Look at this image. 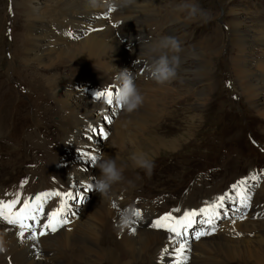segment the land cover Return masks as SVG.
Instances as JSON below:
<instances>
[{"label":"rangeland","instance_id":"1","mask_svg":"<svg viewBox=\"0 0 264 264\" xmlns=\"http://www.w3.org/2000/svg\"><path fill=\"white\" fill-rule=\"evenodd\" d=\"M16 1L0 0V115L7 113L4 119L10 128L5 130V135L0 134V197L6 202L13 197V205L21 202L27 192L38 193L33 189V185L38 183L34 172L48 173L44 165L47 159L43 157L39 162L41 165L36 164L34 159L42 155L35 154L26 139L28 133L37 130L32 116L42 103V91H47L43 76L54 72L67 75L72 67L75 72L82 73L79 70L82 62H69L68 49L59 57L66 64L55 65L52 70L46 68V60L25 64L28 47L24 39L32 27L29 24L31 19L25 7L17 5ZM40 1L42 10L52 13L54 4L60 0ZM115 1L108 0L109 5ZM154 7L163 14L164 25L171 21L180 23L182 27L177 28L176 37L184 39L185 46L206 44L203 57L209 63V78L196 76L198 63L195 54L187 61L193 73H185L180 83L170 84L171 92L155 85H142L136 77L118 86L111 82L113 80L101 84L92 72H83L84 76L70 85L67 92L82 89L91 95L94 102H103L110 114H116L109 115L105 122L97 121L91 132L93 137L88 140L91 142L85 140V145L73 144L68 158H61L53 174H44L49 178L47 185L51 190H43L46 192L39 202L41 207L35 206L38 215L33 217V221L37 226L42 214L50 208L57 210L59 228L70 229L74 224L66 220L67 217L72 219L75 215L73 218H78L76 222L87 221L85 216L90 214V210L84 205L93 206L106 199L108 189L103 187L106 181L100 180L98 175H86L84 182L79 183L72 179L66 183V178L61 176V168H66L63 164L67 163L62 160L76 161L70 158L78 155L82 147L86 165L95 167L97 171L105 168V164L117 168L116 185L120 191V202L126 207L138 209L149 204L153 215L158 216H180L183 209L191 208L193 212L186 217V225L180 227L184 221L181 219L180 224L178 221L180 232L176 245L190 240L195 247L194 243L210 241L209 237L227 223L232 225L236 220L243 223L242 219L253 223L264 219V210L256 217L248 214L257 195H262L264 190V104L256 107L248 103L237 84L238 76L232 63V57L240 55L242 44L247 43L249 67L264 75V41L258 40L264 39V0H159ZM97 10L102 13L100 7ZM125 12H111L104 19L94 21L108 25L112 22L114 26L116 17ZM232 19L241 21L249 29L245 41L236 45L228 39L229 21ZM36 25L46 33L60 34L69 46L78 43L81 33H87V29L63 27L58 19L57 22L40 19ZM91 26L95 30L98 28ZM50 38H44L45 44L50 42ZM60 49L59 46L45 45L41 54L45 58L51 55L54 58ZM196 51H199L197 47ZM85 76L92 78L94 84ZM199 86L204 88V94L195 92ZM258 110L263 115L260 116ZM166 113L170 116L161 121V116ZM56 134L54 132V136ZM80 136L89 138L84 129ZM41 138L46 139L45 136ZM95 138L97 142H94ZM98 142L101 145L99 150ZM55 145L52 142L48 144L52 149ZM137 158L142 160V164L132 168ZM204 192L205 195L202 194ZM52 204L57 206L54 208ZM79 209H83L80 215L76 212ZM9 216L10 223L29 228V225L18 221L19 217L13 210ZM154 223V220L146 224L135 221L138 226L156 228ZM247 235L254 238V232ZM188 255L177 259L178 264H190L192 256L189 255L188 259ZM1 264L9 263L4 259Z\"/></svg>","mask_w":264,"mask_h":264},{"label":"bare ground","instance_id":"2","mask_svg":"<svg viewBox=\"0 0 264 264\" xmlns=\"http://www.w3.org/2000/svg\"><path fill=\"white\" fill-rule=\"evenodd\" d=\"M40 2V0L16 1L17 5L22 4L25 7L31 19L29 24L32 27L24 39L28 47L25 64L33 65L34 61L46 60V68L52 70L55 65L66 64L65 60L59 58L66 54V49L71 57L69 59L71 64L77 61L82 62V66L79 67L82 73L75 72L72 67L67 74L68 77L55 72L49 76H43L47 91L41 90L42 103L32 116L37 130L28 133L26 139L31 144V150L35 154L42 155L34 159L36 164L41 165L39 162L43 157L47 159L44 165L48 173L53 174V169L58 168L61 158L68 156L73 144L85 145V140L88 141L93 137L91 132L97 121L105 122L113 113L110 114L109 110L105 109L103 102H94L91 95L86 94L82 89L78 92H67L70 85L84 76L83 72L90 74L92 72L101 84L113 80L111 82L118 86L136 77L142 85H155L157 88L171 92L173 88L169 86L170 84L182 81L183 74L192 72L187 61L192 54H195L198 63L197 73L194 71L196 76L205 77L207 80L211 74L209 63L203 57L206 44L185 46V40L176 37L179 30L177 28L182 27L180 23L169 21L168 25L163 24V14L154 7L159 0H116L111 6L108 0H60L54 4L55 9L52 13L42 10ZM98 7L101 8L102 13L97 10ZM129 9L133 11L130 12ZM120 10L127 12L116 17L114 26L112 22L109 25L106 22L100 24L95 22L99 18L104 19L111 12L118 13ZM55 18L62 23L63 27L87 29V33H81L83 35L78 38V43L69 46L70 44H67L66 39L60 34L46 33L36 25L40 19L46 22H57ZM91 25L98 28L95 30ZM229 25L228 39L235 45L245 41L246 33L249 31L247 25L237 19L230 20ZM217 30L222 32L220 28ZM254 33L257 35V30ZM48 37L52 38L45 44L44 38ZM258 40L264 41L261 38ZM45 45L59 46L61 49L56 57L52 58L53 55H51L45 58L41 54ZM196 47L199 51L195 52ZM248 47L249 44H242V53L232 57V63L238 76L237 84L241 87L246 100L250 104L259 106L264 104V75L249 67V57L246 53ZM85 77L87 81L94 84L92 78ZM195 92L205 93L202 86H199ZM49 101L51 103L47 104ZM258 112L260 116L263 115L260 110ZM1 114L0 134L5 135V130L10 128L7 126V120L4 119L7 118L4 116L7 113ZM169 116V113L162 115L161 121H165ZM165 127L167 129V126ZM83 129L88 133L89 138L80 136ZM54 132L57 133L55 136ZM41 136H45L46 139ZM51 142L56 143L54 149L48 146ZM94 142H97L96 138ZM96 146L98 150L101 148L99 142ZM79 149V154L70 158L76 161L68 162V157L62 160L67 163L63 164L66 168H61V176L66 178V183L70 179L79 183L84 182L83 177L86 175H98L100 180L106 181L103 184V187L108 189L106 199L93 206L84 205L87 210H90V214L85 216L87 221L76 222L78 218L74 219L75 215L72 214V219L67 217L66 220L74 224L70 229L59 228L56 219L57 210L50 208L42 214L37 226V223L33 221V217L38 215L35 206L41 207L39 202H42L43 193L46 192L43 190H51V188L47 185L48 173H44L46 174L44 176L41 171L34 172L33 176L38 177L36 184L39 185L34 184L33 189L38 193L27 192L24 200L14 205L13 197L9 202L0 197L2 209L0 212V264L4 259L9 264H169L170 262L178 264L177 259H181V256L185 254L192 256L187 257L191 259L190 264H264V219H258L253 223L249 219H242L243 223H238V220L232 225L227 223L220 227L215 235L209 237L210 241L194 243L195 247L199 244L196 249L190 240H185L180 243V246L176 245L180 231L171 232L136 225L135 221L146 224L154 220L156 214L153 215L151 212L152 207L149 204H143L137 209L122 204L120 191L116 185L117 168L115 169L111 164H105V168L101 167L103 169L97 171L95 167L84 163L86 158L84 147ZM133 162L132 168H138L142 164L140 158ZM116 174L119 173L116 171ZM194 192H197V189ZM206 192L202 194L205 195ZM257 196L248 212L252 217H256L255 215L261 214L264 210V190L262 195ZM53 204L52 207H54ZM13 206H15L14 209ZM190 209H183L180 216L184 217V223L180 227L186 225V217L193 212ZM12 210L17 213L18 221L29 225V228H20L10 223L9 214ZM76 212L80 215L83 209ZM250 232H254V238L247 235Z\"/></svg>","mask_w":264,"mask_h":264}]
</instances>
